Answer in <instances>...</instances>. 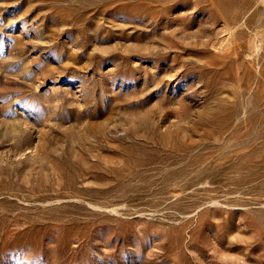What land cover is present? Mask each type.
Here are the masks:
<instances>
[{"label": "rangeland", "instance_id": "rangeland-1", "mask_svg": "<svg viewBox=\"0 0 264 264\" xmlns=\"http://www.w3.org/2000/svg\"><path fill=\"white\" fill-rule=\"evenodd\" d=\"M263 124L264 0H0V264H264Z\"/></svg>", "mask_w": 264, "mask_h": 264}, {"label": "bare ground", "instance_id": "bare-ground-1", "mask_svg": "<svg viewBox=\"0 0 264 264\" xmlns=\"http://www.w3.org/2000/svg\"><path fill=\"white\" fill-rule=\"evenodd\" d=\"M168 2H169V0H168ZM256 45L258 46V44H256ZM259 49H260V46H259ZM257 50H258V48H257ZM251 52H253V51H251ZM261 127H263V126L261 125ZM223 134L220 136V141L217 144L218 145L217 148L214 149L209 154L210 155V158H209L210 161L208 163H210V164L212 163L213 164V162H215L216 160L221 159V158L224 159L225 157H229V156L233 157L232 159H237V158H239L241 160H243V159H247L248 160V159H252V158L255 159L256 156H253L254 151L255 152H260V154H261V156H258L257 159H260V157L262 159V157L264 156V128H259V129L257 128L256 129V128H253V126H251L250 128H246L245 130L244 129L231 130L230 134L227 133L228 135L227 134L223 135ZM241 146H244L246 148H239ZM198 159H199V157H198ZM202 159L203 158H201V162H202ZM206 159H207V157L204 158V160H206ZM261 161H263V160H261ZM261 161L260 160H258V161L256 160L255 163L256 162H260L261 163ZM254 164H251L249 166L233 167L226 174H223V176L227 177V178H230L232 176H234V177H247V176L255 177L256 172H258L260 169H262V167L260 168V166L258 164L257 165H254ZM195 165L197 166V164H195ZM200 166H203V164L200 165ZM262 166H264V165H262ZM198 169L199 168H197V170ZM207 171H205V172H207ZM260 172H263V171H260ZM258 177H260V176H258ZM235 184H238V183H235Z\"/></svg>", "mask_w": 264, "mask_h": 264}]
</instances>
